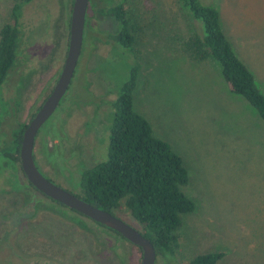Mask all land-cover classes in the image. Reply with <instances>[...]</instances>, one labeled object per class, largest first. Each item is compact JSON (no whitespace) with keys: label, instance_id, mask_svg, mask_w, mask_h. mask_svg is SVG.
Returning a JSON list of instances; mask_svg holds the SVG:
<instances>
[{"label":"rangeland","instance_id":"obj_1","mask_svg":"<svg viewBox=\"0 0 264 264\" xmlns=\"http://www.w3.org/2000/svg\"><path fill=\"white\" fill-rule=\"evenodd\" d=\"M65 1L20 5L19 52L0 84V146L28 122L56 80L67 46ZM123 1L130 52L108 38L116 20L97 12L118 0L89 2L73 80L43 123L54 149L47 156L38 136L33 147L41 173L74 191L78 171L105 158L109 101L134 64L132 107L181 158L187 181L180 189L195 204L181 215L173 257L154 263L187 264L198 253L220 250L216 264H264V121L228 90L215 61L189 59L183 42L194 21L177 0ZM198 1L217 9L234 53L264 94V0ZM13 2L0 0V23L10 20ZM74 215L28 186L19 170L1 169L0 264H139L137 246L87 218L78 217L79 225ZM120 218L139 228L127 214Z\"/></svg>","mask_w":264,"mask_h":264},{"label":"trees","instance_id":"obj_2","mask_svg":"<svg viewBox=\"0 0 264 264\" xmlns=\"http://www.w3.org/2000/svg\"><path fill=\"white\" fill-rule=\"evenodd\" d=\"M27 1L14 0L8 13L10 20L0 23V84L16 62L21 38L19 9L21 3ZM177 2L182 13L194 21L193 33L183 42L189 59L199 61L209 57L215 61L228 90L242 97L264 121V94L256 86L252 73L234 53L221 28L217 9L210 3H200L198 0ZM123 6L124 1L118 0L114 5L98 8L97 12L116 20L118 28L108 38L118 50L130 52L133 36L127 10ZM136 72V65L127 67V75L117 85L109 101L112 116L107 129L105 158L90 167L81 168L78 178L71 183L74 191H68L118 217L127 214L139 225L137 229L141 234L149 239L155 256L167 261L173 257L177 246L181 215L191 212L195 204L180 189L187 181L181 158L166 141L153 134L146 118L132 107ZM18 78L21 83L25 74H20ZM24 126L18 123L12 129L9 140L2 141L0 170L9 167L21 172L18 148ZM35 165L40 171L37 163ZM49 200L75 213L76 216L71 218L79 225L82 223L78 217L87 218ZM106 229L123 238L116 231ZM223 256L224 252L220 250L198 253L187 264H216Z\"/></svg>","mask_w":264,"mask_h":264},{"label":"water","instance_id":"obj_3","mask_svg":"<svg viewBox=\"0 0 264 264\" xmlns=\"http://www.w3.org/2000/svg\"><path fill=\"white\" fill-rule=\"evenodd\" d=\"M87 2L88 0H72L71 2L66 52L54 84L22 130L18 148L20 169L30 185L43 195L106 228L116 231L125 240L137 246L140 249L139 264H153L155 258L153 246L149 239L144 237L137 228L109 211L84 201L72 192L50 181L41 174L33 161L34 135L39 126L56 108L70 83L81 49Z\"/></svg>","mask_w":264,"mask_h":264},{"label":"flooded vegetation","instance_id":"obj_4","mask_svg":"<svg viewBox=\"0 0 264 264\" xmlns=\"http://www.w3.org/2000/svg\"><path fill=\"white\" fill-rule=\"evenodd\" d=\"M71 2H72V0H67L66 2H64L65 4L62 6V8H63V10H64V12H63V18H64V20H63V22L65 23V25L64 26H66V28H67V31H68V23H67V21L69 22V15H70V9H71ZM88 6H89V4H88V2H87V7H86V11H87V8H88ZM86 11H85V19H84V27H83V30H84V32H86L85 31V28H86V19H87V17H86ZM99 13V12H98ZM83 32V33H84ZM68 36V35H67ZM82 36H83V34H82ZM85 36V35H84ZM84 36H83V38H84ZM82 38V39H83ZM81 50H82V46H81V49H80V53H81ZM66 52V51H65ZM80 53H79V55H80ZM77 62V61H76ZM75 67H76V64H75ZM74 67V70L76 71V68ZM60 71V70H59ZM74 74H75V72H73V74H72V77H74ZM58 76V75H57ZM71 77V78H72ZM57 78V77H56ZM73 80V79H72ZM72 80H70V82H72ZM54 84V83H53ZM70 85V84H69ZM50 91V90H49ZM48 91V92H49ZM48 92H47V94H48ZM66 92V91H65ZM46 94V95H47ZM46 95L44 96V98L46 97ZM64 95V94H63ZM44 98L42 99V101L44 100ZM61 99H63L62 97H61ZM42 101H41V103H42ZM62 101V100H61ZM40 103V104H41ZM59 104H57V106H56V108L54 109L55 111L57 110V108H58V106L60 105V103L61 102H58ZM40 106V105H39ZM38 106V107H39ZM38 107L36 108V110L38 109ZM35 110V111H36ZM53 110V112L51 113V115L49 116V118H47L46 120H50L51 118H52V116H53V114L55 113V111ZM34 111V112H35ZM34 114V113H33ZM32 114V115H33ZM31 115V116H32ZM31 118V117H30ZM29 118V119H30ZM46 120L44 121V122H46ZM43 122V123H44ZM41 124L40 126H39V128L37 129V131H36V133H35V135H34V138H33V147H34V144H35V140H36V138H37V136H38V138L39 139H41L42 141H39V143H40V149L41 150H43L44 151V149H46V155L47 156H49V154H50V151H53V149H54V142H53V136L52 135H50L49 136V132H51L50 131V128H48V127H46V125L47 124ZM48 123V122H47ZM43 125V126H42ZM33 147H32V157H33V161H34V163H37L36 162V159H35V156H34V152H33ZM38 165V164H37ZM39 167V166H38ZM21 170V169H20ZM22 172V171H21ZM20 172V173H21ZM22 175H23V173H21ZM42 174V173H41ZM43 175V174H42ZM25 177V176H24ZM46 177V176H45ZM47 178V177H46ZM26 179V178H25ZM50 180V179H49ZM25 181H27V180H25ZM51 181V180H50ZM28 182V181H27ZM29 183V182H28ZM30 184V183H29ZM30 187H32V186H30ZM33 189H35L34 187H32ZM36 190V189H35ZM67 190V189H66ZM37 191V190H36ZM39 192V191H38ZM40 193V192H39ZM42 194V193H41ZM43 195V194H42ZM45 196V195H44ZM45 197H47V196H45ZM48 199H50L49 197H48ZM59 203V202H58ZM61 204V203H60ZM70 209V208H69ZM122 219V218H121ZM92 221V220H91ZM129 224V223H128ZM127 241V240H126ZM132 244V243H131ZM155 258L157 259V257L155 256ZM155 258H154V262H155ZM164 261V260H163ZM153 264H155V263H153Z\"/></svg>","mask_w":264,"mask_h":264}]
</instances>
